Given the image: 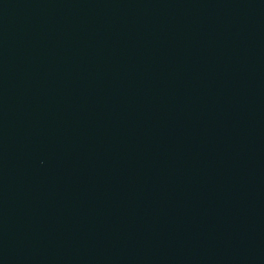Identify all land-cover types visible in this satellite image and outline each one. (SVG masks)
Here are the masks:
<instances>
[{"label":"water","instance_id":"1","mask_svg":"<svg viewBox=\"0 0 264 264\" xmlns=\"http://www.w3.org/2000/svg\"><path fill=\"white\" fill-rule=\"evenodd\" d=\"M0 264H264V0H0Z\"/></svg>","mask_w":264,"mask_h":264}]
</instances>
